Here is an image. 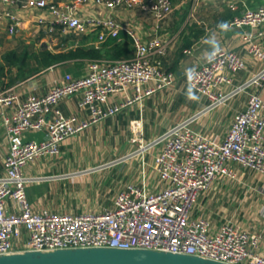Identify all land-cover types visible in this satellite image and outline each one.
Instances as JSON below:
<instances>
[{
	"label": "built area",
	"instance_id": "1",
	"mask_svg": "<svg viewBox=\"0 0 264 264\" xmlns=\"http://www.w3.org/2000/svg\"><path fill=\"white\" fill-rule=\"evenodd\" d=\"M92 3L107 15L81 18V4ZM14 6L49 16L34 20L48 33H82L98 30L97 41L118 38L124 30L132 39L131 57L90 61L82 75L64 73L42 94L21 98L13 87L0 89V120L8 138V151L0 173V255L24 251L112 247L151 249L187 254L227 264H264L261 232L242 226L233 218L219 217L217 226L200 210V199L216 182L238 180V169L264 173V66L235 85V75L246 69L245 59L224 47L214 48L185 75L186 84L206 104L198 112L212 110L237 94H246L245 106L233 116L223 136L209 137L193 125L197 114L183 118L153 140L141 143L137 154L152 151L153 187L147 174L117 190L113 204L99 212L81 214L35 210L26 195L23 169L31 162L56 156L62 143L108 117L121 114L157 91L173 86L176 76L163 65L167 42L158 34L173 11L171 0H0V53L4 33L18 32L20 17ZM119 7L151 14L156 30L142 40L138 29L121 24L112 12ZM246 26L247 53L264 61L257 42L264 35V1L224 24ZM123 94L119 101L112 96ZM77 96L81 113L66 115L60 102ZM140 120L131 121L135 139L141 138ZM42 131L45 137H27ZM264 215V211H263Z\"/></svg>",
	"mask_w": 264,
	"mask_h": 264
},
{
	"label": "crops",
	"instance_id": "2",
	"mask_svg": "<svg viewBox=\"0 0 264 264\" xmlns=\"http://www.w3.org/2000/svg\"><path fill=\"white\" fill-rule=\"evenodd\" d=\"M57 1L61 3L71 0ZM171 1L173 11L161 24L158 34L167 42V53L162 58L163 65L166 69L173 71L176 76L173 86L170 87L172 92L166 94L164 90L157 91L121 114L101 120L83 132L66 139L56 156L47 155L29 163L23 169V175L34 178L27 182L26 195L35 210L48 209L53 212L72 214L102 211L112 206L117 190L129 182L138 181L143 170L147 174L149 188L153 187L157 178L151 168L152 151L136 155L121 163L110 161L117 155V149L107 145L104 146L105 155H99L97 159L76 157L72 159L73 161H67L65 157L71 154H87L92 149L85 151V147L95 148V140L99 141V136H103L107 131L117 130L119 127H127L128 122L131 125V121L134 120L141 119V138L146 141L183 119L181 117L174 121L173 114L163 113L161 107L165 106L175 112L178 108L175 107L179 106L181 101L190 99L191 96L185 89L191 91L192 89L186 84L185 75L191 68L199 65L216 47L235 51L245 59L246 69L235 75V85L264 66L263 60L247 53L243 34L249 30L248 27H224L227 20L242 14L246 9L259 6L264 0ZM12 9L20 17L19 29L13 35L4 33L0 55L5 51L29 44H32L34 48L43 46L51 50H63L60 42L64 41L66 35L70 33L55 30L50 34L44 25H38L34 20L39 16H49L46 11L26 12L17 6ZM76 13L81 18L108 14L107 10L90 2L81 4ZM111 14L119 23L135 26L142 40H148L156 33L151 14L139 7L131 9L119 7ZM97 33L98 30L73 33L75 38L66 39L68 41L65 40L64 47L92 45L100 48L112 38L108 36L100 43L97 41ZM114 39L118 42H128L125 46L128 57L133 55L132 39L124 30H121L119 37ZM11 42L14 44L12 45ZM257 42L264 50V35L258 38ZM115 59L104 57L98 61ZM89 62V59H77L53 64L24 78H16L12 84L0 85V89L13 87L21 98L28 94H42L66 72L74 75L85 74ZM11 73L12 76H16L17 70L11 68ZM8 76L10 74L7 72L6 81L9 80ZM170 94L172 96L168 98ZM122 95H113L112 100L119 101ZM198 97L196 95L194 98L196 103L191 100L189 104L193 106V113L197 114L193 125L209 137L219 139L225 135L235 113L244 108L247 98L246 94L240 93L212 110L198 113L206 104ZM77 101V96L63 99L60 102L62 112L66 115L73 113L84 115V112L78 109ZM172 101L174 102L170 105ZM27 137L42 139L45 134L42 131L30 132L27 133ZM8 147V138L0 120V173L3 170V160ZM237 173L238 180L216 182L211 191L200 199L199 208L212 218L214 226H217L219 219L216 216L219 215L226 219L233 218L242 226H253L257 233L262 234L259 248L264 250V173H255L246 169H238Z\"/></svg>",
	"mask_w": 264,
	"mask_h": 264
},
{
	"label": "water",
	"instance_id": "3",
	"mask_svg": "<svg viewBox=\"0 0 264 264\" xmlns=\"http://www.w3.org/2000/svg\"><path fill=\"white\" fill-rule=\"evenodd\" d=\"M0 264H227L198 256L151 249L112 247L24 251L0 255Z\"/></svg>",
	"mask_w": 264,
	"mask_h": 264
},
{
	"label": "trees",
	"instance_id": "4",
	"mask_svg": "<svg viewBox=\"0 0 264 264\" xmlns=\"http://www.w3.org/2000/svg\"><path fill=\"white\" fill-rule=\"evenodd\" d=\"M67 37V38H66ZM64 41L60 42L63 50H51L39 46L34 48L32 44L22 45L17 49H11L0 55V85L12 84L16 78H24L47 66L74 61L77 59H89V61L100 60L101 58H127L129 56L128 42H118L116 39H109L105 44L96 48L92 45L65 46V40L74 39L73 33L66 35ZM66 40V41H68ZM11 68L17 70V75L12 76ZM9 80H5L6 73Z\"/></svg>",
	"mask_w": 264,
	"mask_h": 264
},
{
	"label": "rangeland",
	"instance_id": "5",
	"mask_svg": "<svg viewBox=\"0 0 264 264\" xmlns=\"http://www.w3.org/2000/svg\"><path fill=\"white\" fill-rule=\"evenodd\" d=\"M11 43H12V45L14 44L13 42H11ZM185 91L188 94H190L191 97H190V99L187 98L186 100L181 101L180 105L175 107V108L178 107L175 110V112H173L172 110H170L168 108H165V106L161 107V109H162L161 111L163 113L168 115L171 112L173 114L174 121L175 120L177 121L178 118L181 119V117L186 118V117L194 115L193 108H192L193 106H191L189 104H190L191 100H192V102L195 101L194 98L196 96V93L193 90L191 91L189 89H185ZM164 92L166 94L171 93L172 89L171 88L166 89V90H164ZM170 96H172V94L168 95V98ZM227 101H229V100H227ZM173 102L174 101H172L170 103V105H172ZM195 103H196V101H195ZM156 136H158V135H156ZM154 138L146 140V141L145 140L141 141L140 139L139 140L135 139V134L132 130L130 122H128L127 127H119L117 130H110V131H107L106 134H104L103 136H99V141L95 140V145H96L95 148L85 147V151L92 149L91 151L89 150V152H87V154H71V155H67L65 158L67 161H73L74 159H76V157H80V158L90 157L93 159H97L96 157H98L99 155L100 156L105 155L103 153L104 152V146L107 145L110 148L116 147V149H117V155L114 156L115 158H113L110 161L121 163V162H124V160H127V159L129 160L130 158H133L134 156L139 155V154H137V151H138V148L140 147L141 143H147V142L153 140ZM101 148H103V150ZM128 149H130V150H128ZM219 217H220V215L218 217L216 216L217 219H219Z\"/></svg>",
	"mask_w": 264,
	"mask_h": 264
}]
</instances>
